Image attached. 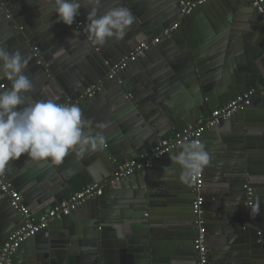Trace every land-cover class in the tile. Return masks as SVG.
<instances>
[{"label":"water","instance_id":"1","mask_svg":"<svg viewBox=\"0 0 264 264\" xmlns=\"http://www.w3.org/2000/svg\"><path fill=\"white\" fill-rule=\"evenodd\" d=\"M243 1L253 10L246 0ZM81 3L80 15L73 25L67 26L57 22L52 0H0V47L20 51L29 59L25 74L34 86L28 93L30 101L53 99L61 104H76L89 122L86 132L106 137L102 148L88 152L82 159L70 153L62 164L56 165L50 160L33 161L25 154L11 161L1 172L11 188L19 193L34 221L61 202L68 201L72 194L80 193L87 185L98 183L105 186L102 196L88 200L68 217L54 220L21 244L11 257V264H164L166 259L159 261L155 257L154 245L159 241L158 222L154 224L147 218L150 189L147 174L151 168L159 170L167 166L164 161L172 153H178L181 147L153 162L148 169L138 170L118 182H109L118 164L136 159L161 141L173 139L177 131L194 127L198 120L208 118L216 109L217 105L211 101L215 96L210 89L212 83L205 75L208 67L200 65L193 49L187 50L189 43H178V40L185 42V33L178 29L168 36L161 34L177 20L187 21L220 1L207 2L185 17L179 12V0H100L99 5L95 0H81ZM114 7L128 8L135 17L134 23L122 40L111 38L102 46L94 45L87 28L89 11L96 8L98 15H102ZM254 16L258 26L259 71L244 79L242 88L225 91L223 97L230 100L237 93H245L250 88L261 91L264 86V20L257 13ZM80 20L85 34L76 29ZM156 36H159L157 45L150 46L116 79L105 80L111 64ZM181 46L187 50L186 54ZM181 56L187 59L189 70H180L188 75L179 82L189 85L200 99L195 111L174 113L155 100L160 86L177 76L174 67L183 59ZM166 68L168 76L160 75ZM100 81L102 88L92 98L84 99L85 90ZM8 84L6 79L0 78V89ZM143 88L150 94H140ZM257 97L264 99V96ZM220 101L218 105L222 106V98ZM247 110L204 132V135L211 132L220 137L224 126L231 128L233 144L228 148L233 150L229 156L234 171L228 186H239L243 193V200L235 199L228 212L230 215L236 211L235 217L221 215L209 219L204 205L210 198L204 196L203 188L201 190L208 264L215 260L211 253L219 244L209 243L210 225L216 226L214 235H222L223 241L227 239L224 243L234 245L232 249L239 252L243 264H264V183L254 180L256 170L249 164V152H257L256 146L245 145L246 138L253 136L252 133L261 134L264 142V111ZM203 111L205 114H199ZM245 118L248 122L241 123ZM237 124L241 130L238 133ZM258 146L264 148V143ZM188 186L192 221L189 219L186 226L192 228V240L185 248L193 252L186 251L184 264H197L194 250L197 227L191 209L194 195L189 177ZM247 188L252 190L251 206L241 211L238 207L247 200ZM107 193L113 196L103 198ZM22 223L21 215L10 207L8 197L0 191V249ZM228 234L231 237L226 238Z\"/></svg>","mask_w":264,"mask_h":264},{"label":"crops","instance_id":"2","mask_svg":"<svg viewBox=\"0 0 264 264\" xmlns=\"http://www.w3.org/2000/svg\"><path fill=\"white\" fill-rule=\"evenodd\" d=\"M219 1V4L208 6L187 21L179 19L175 22L180 23L179 29L185 33V42L178 40V43L181 45L189 43L191 47L186 46L187 50L193 49L195 57L198 60L200 59V65L203 64L208 67V72L205 75L207 74L206 78L212 83L210 89L215 96L211 98V101L217 105L216 108L221 107L218 105V103H221V98L223 105L230 101L228 97H223L225 91L230 90V88H242L243 80L259 71L260 61V56H258V26L254 16L256 12L246 6L243 0ZM80 22L83 23L82 20ZM185 29L187 32H185ZM157 37L159 36L154 38ZM181 47H183L182 52L186 54L185 47ZM181 58L183 59H180L174 67L177 76H173L172 80H168L160 86L157 93L158 97L155 100V102L159 101L161 106L169 108V111L172 110L174 113L190 109L195 111L197 102L200 99V95L193 93L189 85L179 82L180 78L188 75L182 74L180 70L183 68L189 70L187 59L182 56ZM138 71L143 72L140 68H138ZM167 71L168 68L163 70L160 75L167 74L168 76ZM140 94H150V91L143 88V92L141 91ZM245 110L249 112L264 111V99L254 97L251 106ZM199 114L205 113L203 111ZM244 122H248L247 118L243 119L241 123L244 124ZM238 125L235 126L236 133L241 131ZM188 127L191 126L186 128ZM223 129L220 137L218 134L214 135L210 132L203 134L201 141L210 156L209 163L204 166L203 185L204 196L207 195L210 198L209 202L204 205L205 215L209 219H214L215 216L229 215L228 212L233 208L234 200L237 198L243 200L241 187L231 186L229 188L228 186L234 171L231 155L229 156V152L233 150L228 148V145L233 144V135L230 134L232 132L231 128L224 126ZM252 135L246 138L245 145L255 144L257 152L250 153L253 152L252 150L249 152V164L256 170L255 176L257 179L254 180L263 184L264 148L258 145H262L264 142H262L261 134L252 133ZM235 151L237 150L235 149ZM174 154L176 152L170 156ZM170 156L164 162L165 165L175 169L173 174L165 176L164 168H159V170L151 168L147 174L150 186L147 218L151 219L154 224L158 222L156 223V231L158 232L159 241L158 244L154 245L156 249L155 257L159 261L166 259L164 264H184L186 251H192L185 248L192 240V228L186 226L189 219L192 221L189 207L191 192L188 186V177L183 176L182 169L172 163ZM112 196L107 193L103 198ZM247 203L248 199H245L244 205L241 203L238 210L243 211ZM236 213L234 211L229 216L235 217ZM215 227L208 226V232L210 231L211 234L209 243L215 245L219 242L217 248L214 246L215 250L211 253L212 257L215 258L212 264H243L239 252L232 249L234 245L224 243L227 239L223 241L222 237L220 238L222 235H214ZM227 236L231 237V234L225 237L227 238Z\"/></svg>","mask_w":264,"mask_h":264},{"label":"clouds","instance_id":"3","mask_svg":"<svg viewBox=\"0 0 264 264\" xmlns=\"http://www.w3.org/2000/svg\"><path fill=\"white\" fill-rule=\"evenodd\" d=\"M99 5L100 0H95ZM57 22L71 26L80 15L81 0H52ZM87 28L94 45L102 46L108 39L122 40L135 17L125 7H114L102 15L92 8L87 16ZM29 59L20 51L0 47V78L9 84L0 89V172L25 154L33 161L50 160L56 165L70 154L84 158L88 152L103 147L106 137L86 132L88 121L76 104H61L53 99L30 101L28 93L33 82L26 75ZM100 127H104L101 125ZM185 178L199 173L209 163L210 156L202 144L184 143L170 156ZM165 176L175 169L165 166Z\"/></svg>","mask_w":264,"mask_h":264},{"label":"built area","instance_id":"4","mask_svg":"<svg viewBox=\"0 0 264 264\" xmlns=\"http://www.w3.org/2000/svg\"><path fill=\"white\" fill-rule=\"evenodd\" d=\"M213 0H179V12L185 17L192 12L198 10L207 2ZM253 10L264 20V0H247ZM180 28V23H175L166 28L162 32V36H168L172 32ZM76 29L85 34L82 23L76 24ZM159 43V37L153 38L150 41L142 42L129 54L123 56L118 61H115L108 68L105 80L116 79L118 74L128 68L131 63L136 62L144 55V52L150 47ZM102 88V82H98L88 87L84 92V99H90ZM264 96V86L261 91L249 90L245 93L235 95L225 105L214 109L208 118L198 120L194 127H188L181 131H177L173 135V139L161 141L149 152L139 154L136 159L124 161L116 166L115 174L110 180V184L118 182L126 177L133 175L138 170L148 169L153 162L161 160L166 154L177 147H181L184 143L195 141L201 144L202 136L205 131L214 129L220 121L231 119L236 113L248 108L254 97ZM192 193L194 195L191 204L193 216L195 217V226L197 227V237L194 241V250L197 252V264H208V248L205 232L203 229V196L201 190L204 185V167L199 173L189 176ZM104 185L92 183L87 185L80 193H75L70 196L68 201L61 202L58 206L50 210L48 213L41 215L36 221L32 219L30 212L24 207L21 201V196L13 190L9 183L6 182L4 175L0 172V191L8 197L10 207L17 211L22 217V225L14 230L6 239V242L0 249V264H11V257L16 253L21 244L26 240L35 236L38 232L46 229L51 222L60 217H68L79 206L90 199L102 196ZM247 206H251L252 190L247 188Z\"/></svg>","mask_w":264,"mask_h":264}]
</instances>
